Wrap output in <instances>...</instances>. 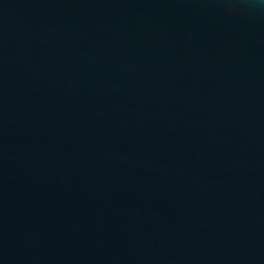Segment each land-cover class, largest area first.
Listing matches in <instances>:
<instances>
[{"label":"water","instance_id":"obj_1","mask_svg":"<svg viewBox=\"0 0 264 264\" xmlns=\"http://www.w3.org/2000/svg\"><path fill=\"white\" fill-rule=\"evenodd\" d=\"M0 264H264V0H0Z\"/></svg>","mask_w":264,"mask_h":264}]
</instances>
